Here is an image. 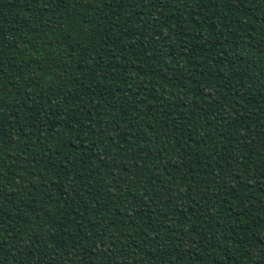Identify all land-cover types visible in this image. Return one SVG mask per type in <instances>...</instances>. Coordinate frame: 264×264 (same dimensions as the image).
<instances>
[{"label": "trees", "instance_id": "1", "mask_svg": "<svg viewBox=\"0 0 264 264\" xmlns=\"http://www.w3.org/2000/svg\"><path fill=\"white\" fill-rule=\"evenodd\" d=\"M0 264H264V0H0Z\"/></svg>", "mask_w": 264, "mask_h": 264}]
</instances>
